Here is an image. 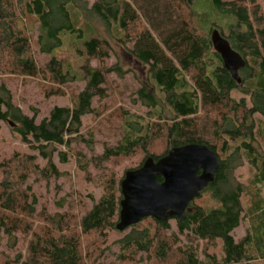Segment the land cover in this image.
Segmentation results:
<instances>
[{
	"label": "trees",
	"instance_id": "obj_1",
	"mask_svg": "<svg viewBox=\"0 0 264 264\" xmlns=\"http://www.w3.org/2000/svg\"><path fill=\"white\" fill-rule=\"evenodd\" d=\"M0 6L11 31L0 44V75L35 79L47 98L62 95L68 83H84L68 105L53 106L35 123L36 113L23 114L0 78V121L13 124L26 148L0 160V234L10 247L17 233L29 238L24 255L0 253V264H95L112 244L119 245L112 264L264 261V13L257 0H0ZM212 29L243 58L240 83L213 50ZM114 44L145 66L150 88L164 99L139 88L147 118L118 109L119 139L94 153V133L83 120L104 112L98 108L108 94L107 75L128 72L105 65ZM35 52L46 62L39 65ZM157 143L160 152L152 151ZM187 143L205 144L219 161L213 181L189 202L191 211L182 220L145 217L118 231L119 182L104 164L137 152L157 160ZM71 157L75 174L96 180L100 195H88L87 205L81 193H69L61 213L42 204L36 210L27 180L64 176L58 165ZM244 163L243 182L235 172ZM243 219L245 235L236 241L232 232Z\"/></svg>",
	"mask_w": 264,
	"mask_h": 264
},
{
	"label": "rangeland",
	"instance_id": "obj_2",
	"mask_svg": "<svg viewBox=\"0 0 264 264\" xmlns=\"http://www.w3.org/2000/svg\"><path fill=\"white\" fill-rule=\"evenodd\" d=\"M89 4L93 0H85ZM261 10L264 13V0H257ZM9 18L6 11L0 6V44L6 43L11 34L8 26ZM34 35H36L34 33ZM35 37V36H34ZM116 54H111L109 58L105 59V65L111 66L115 63L127 70L123 77H118L114 73L107 75L109 83L107 97L101 101V105L98 108L104 112L99 119L84 118V127L90 128L94 133L95 144L93 146L94 153H100L101 149L105 145H113L120 137V119L118 109L122 108L128 113L143 116L147 118L146 111L148 110L137 99L136 91L144 86L147 91L152 92L155 96L163 101V93L158 90H152L148 81L146 80V68L142 64L137 63L126 51L120 49L119 46L113 45ZM130 49L131 46L129 45ZM35 58L39 65L46 62V57L35 52ZM94 65L95 62L92 61ZM0 78L5 83L7 89L10 92L12 102L19 107L21 112L27 116H32L36 113L35 123H38L41 119L48 117L49 110L55 106L68 105L70 102V96L72 91H79L83 88L84 83H68L64 89L62 95L50 96L47 98L43 95L40 86L36 83L37 80L16 76V75H0ZM93 107H98V102H92ZM103 107V108H102ZM162 110L168 112L166 107H162ZM207 127L209 126L210 123ZM212 127V125H210ZM155 148H152L154 152H160L162 144L157 143ZM79 148H83L88 154L90 152L81 144ZM63 150V148H61ZM82 149V150H83ZM26 150L25 146L20 143L12 129V125L6 121H0V160L9 155L12 151ZM72 158V157H71ZM144 159V155L137 152L127 158H123L117 161L106 162L104 165L111 169L118 182L121 180L124 172L129 169H135L139 167ZM57 162V159H54ZM61 170L64 171V176L58 179H51L47 183L45 181L35 182L33 178H29L26 185L30 187V192L34 193L37 198L35 204L36 210H39L42 205H46L47 212L50 214L61 213L65 208L67 202H69V193H81L84 202L87 205H91L92 202L88 198V195H92L94 199L100 195L99 187L95 182H88L82 174H75V161L70 159L66 165H58ZM89 172L91 175H95V170L92 166H89ZM248 167L244 163L241 167L236 169V176L240 181H245L248 177ZM120 194V192H119ZM63 204L59 206L57 203L60 201ZM113 220H118V212L115 214ZM170 226L174 229L172 221ZM37 224V222H36ZM247 227V221L242 220L237 228L232 232L234 239L237 241L245 235ZM128 230V229H127ZM127 230L125 232H127ZM1 235V234H0ZM15 244L10 247L11 240L5 235H1L0 238V253L6 254L9 258L16 257L19 253L25 254V250L29 241V238L24 239L19 233L15 234ZM113 238V233L110 234V239ZM119 252V245L112 244L104 255L98 258L95 264H112L115 262V255ZM140 264H148L147 259L143 260ZM255 264H264V261H258Z\"/></svg>",
	"mask_w": 264,
	"mask_h": 264
},
{
	"label": "water",
	"instance_id": "obj_3",
	"mask_svg": "<svg viewBox=\"0 0 264 264\" xmlns=\"http://www.w3.org/2000/svg\"><path fill=\"white\" fill-rule=\"evenodd\" d=\"M209 41L230 77L240 83L238 71L245 65L241 55L217 29L210 31ZM218 165L215 152L199 143L172 147L157 160L145 158L139 167L126 170L119 181L115 228L122 231L145 217L182 220L185 212L191 211L189 202L213 181Z\"/></svg>",
	"mask_w": 264,
	"mask_h": 264
}]
</instances>
